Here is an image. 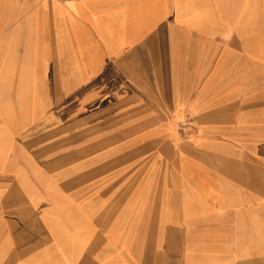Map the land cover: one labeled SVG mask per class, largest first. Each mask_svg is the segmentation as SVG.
Segmentation results:
<instances>
[{"label":"rangeland","instance_id":"1","mask_svg":"<svg viewBox=\"0 0 264 264\" xmlns=\"http://www.w3.org/2000/svg\"><path fill=\"white\" fill-rule=\"evenodd\" d=\"M46 2L0 0V264H264L262 75L233 115L139 131Z\"/></svg>","mask_w":264,"mask_h":264},{"label":"crops","instance_id":"2","mask_svg":"<svg viewBox=\"0 0 264 264\" xmlns=\"http://www.w3.org/2000/svg\"><path fill=\"white\" fill-rule=\"evenodd\" d=\"M44 10L55 46L97 75L120 115L147 122L139 131L233 115L218 111L246 106L256 71L264 85V0H48Z\"/></svg>","mask_w":264,"mask_h":264}]
</instances>
